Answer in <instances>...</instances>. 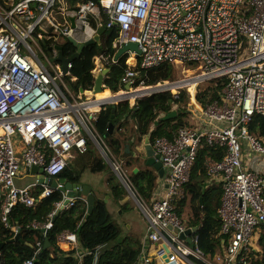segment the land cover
<instances>
[{"label":"built area","instance_id":"1","mask_svg":"<svg viewBox=\"0 0 264 264\" xmlns=\"http://www.w3.org/2000/svg\"><path fill=\"white\" fill-rule=\"evenodd\" d=\"M9 2V6L0 4V221L19 234L23 244L32 246V255L23 264H35L54 217L87 199L78 195V187L63 191L65 182L51 187L40 183L37 174L34 182L23 186L21 174L37 166L46 177L60 178L75 157L88 152L89 141L126 180L148 220L147 236L153 246L143 250L137 264H155L154 260L162 264H253V238L257 227L264 224V173L246 166L244 156L245 144L264 155V137L249 129L255 116H264V0H78L74 7L71 0ZM61 13L63 20L57 18ZM101 27L116 30L112 43L116 52L130 42L138 44L140 54L127 51L123 55L129 66L139 65L147 72L165 65L197 67L184 69L187 73L182 78L151 85L137 82V72L129 69L122 81L130 89L113 94L112 100L97 99L95 79L90 89L81 87L76 94L64 79L74 72L75 61L63 72L62 63L54 66L45 54L51 71L37 51L43 53L38 40L45 38L56 59V45H62L69 57L74 50L68 38L85 43ZM65 46L72 50L66 51ZM131 57L134 64L128 62ZM110 58L109 53L94 58L95 78L106 67H99V62ZM218 81L223 84L218 98L208 96L206 103L196 102L192 125L180 128L172 139L160 136L154 140L152 148L162 156L165 169L163 188L151 203L145 202L98 131L99 113L106 105L130 101L132 94L136 101L162 92L174 91L178 96L181 91L177 89L195 84L197 92L201 84ZM206 145L226 151L221 160L207 155L204 162L209 177L218 178L223 188L218 220L227 244L224 254L213 258L200 246L201 226L185 221L176 208L190 182L198 151ZM37 186L42 188L40 193ZM56 191L63 198L54 203L46 220L33 219L24 226L11 223V213L19 204L36 208ZM25 229L39 231L42 237L31 240L22 234ZM57 239L75 247L82 260L92 252L81 248L76 232H58ZM169 254L174 257L166 261L164 256Z\"/></svg>","mask_w":264,"mask_h":264},{"label":"trees","instance_id":"2","mask_svg":"<svg viewBox=\"0 0 264 264\" xmlns=\"http://www.w3.org/2000/svg\"><path fill=\"white\" fill-rule=\"evenodd\" d=\"M78 0H71L72 7ZM116 30L106 29L101 37V43H95L91 45L80 59L75 61L74 70L77 72V85L74 86V90L79 91L81 87L90 89L94 83L95 75L92 70L95 69L96 64L94 58L101 53H109L111 58L109 62L103 63L104 66L110 69V73L105 82L107 88L102 93L104 96L111 95L112 93L107 89H112L114 93H118L125 89V84L122 81L126 71L131 69L137 72V82L144 81L145 84H155L161 80H173L176 78V71L174 65H165L153 71H144L139 65L135 67L129 66L126 63L125 58L115 60L116 50L112 48V43L116 38ZM70 46L72 44L69 43ZM80 60V65L76 66ZM130 64H134L135 60L128 61ZM218 84L212 85L205 91H197L198 99L202 103H206L208 95L211 98H218V92L222 89V81H218ZM213 84V82H212ZM96 97H98L96 95ZM188 99V93L183 90L178 96L172 92H162L154 94L142 99H138L134 104L131 101H124L117 105L114 121L113 106L106 105L99 113V119L97 121V129L100 133H107L109 124L114 122V125L118 124L121 128L125 125L124 117L127 120V124L134 123L136 131L138 132L140 139L143 136L149 135L150 141L154 142L157 137L166 136L172 139L180 128L189 126L188 121L181 119L183 115L187 113V107L184 104ZM173 104H177V115L174 118L168 120H160L161 113H168L173 111ZM184 104V105H183ZM120 123V124H119ZM157 123V124H156ZM156 126L151 129V125ZM120 125V126H119ZM151 129V130H150ZM250 131L257 137H264V116L257 115L253 119L249 127ZM2 130L0 129V134ZM103 135V136H104ZM108 142L112 148L114 154H120L122 151V144L119 139H116L113 135L107 137ZM225 149L218 146H204L198 151L197 161L193 168L190 182L185 187L187 195L191 196V202L194 210V220L190 219V224L202 226L199 230L200 234V246L208 254H214L219 244H221L220 238L216 237L220 223L215 220L217 206L220 203V197L213 194L211 191H206L203 188L202 175L206 174L204 166L205 158L207 155L212 156L215 159L221 160L225 156ZM123 155H126L123 151ZM74 167H68L61 175V178H66L68 181H79L80 175L87 169L93 172L103 171L108 167L99 156L94 154L89 148L88 152L82 154ZM128 164V163H127ZM137 181H142L141 186H136L132 179L131 182L136 190L141 194L143 199L150 200L154 191L157 176L150 170H144L140 168V171L133 174ZM115 180V181H114ZM112 193L116 198H124L127 196L126 188L121 185L119 181L113 177L109 178ZM138 185V184H137ZM42 188L39 189V193ZM94 200V208L92 213L88 216V207L84 201L79 200L78 203L64 211H61L55 218L53 228L50 229L46 236V240L50 245L44 246L42 252L37 255L35 264H75L77 257L75 256L77 250L75 247L66 250L57 239L58 232L72 231L76 232L79 238V243L82 249L92 250L84 256L81 264H96V253L93 251L96 247L109 246L105 250H102V254L99 257L98 264H135L140 254L141 245L133 242L132 240H120L121 229L113 222L111 213L108 209L107 203L104 199H98L96 196ZM63 198V194L60 191H56L48 197L42 199L40 204L36 208L26 207L23 204H19L15 210L11 213V223L13 225H26L33 219L46 220L50 210L54 207V203ZM201 198L203 202L201 203ZM183 199V198H182ZM178 201V200H177ZM179 204V203H178ZM182 213V210H180ZM201 213H204V220H202ZM88 216V217H87ZM201 217V219H200ZM84 219V220H83ZM83 220V221H82ZM82 222L79 225V222ZM193 222V223H192ZM31 234H39V231L31 230ZM0 241L7 242L13 237V232L5 228L0 222ZM116 243V244H107ZM32 255V246L30 244H23L22 241H16L5 244V247L0 252V264H23L24 261Z\"/></svg>","mask_w":264,"mask_h":264},{"label":"crops","instance_id":"3","mask_svg":"<svg viewBox=\"0 0 264 264\" xmlns=\"http://www.w3.org/2000/svg\"><path fill=\"white\" fill-rule=\"evenodd\" d=\"M9 3H10L9 0H0V4L3 5V6H9ZM57 18L59 20L65 19V17L62 15V13ZM71 22H73V19H71ZM107 90H109L111 92L110 89H107ZM93 107H95V106H93ZM165 114L166 113H161L159 117H161V116H163ZM123 120H124V122L126 121L125 118ZM132 123H129V125L132 124ZM133 124H135V122ZM114 126H115L114 127V133L112 135L116 139H119V141H121L122 151H124L125 154H126V155H123V159H124L125 163H128L127 167L128 166L131 167L132 174L138 173L140 171V168H143L144 170H150L151 172H153L157 176L155 187H154V191H153V194H152L150 200L146 201L145 199H143V197L139 193L141 198L145 202L151 203L153 198L157 194L161 193V190L163 188V185H161V180H162L163 176H160V174L158 173V171L155 168L149 167V166H147L145 164L146 139L149 138V135L143 136L140 139V136H139L138 132L135 131L133 133L131 132L129 134V136H127V135H125L127 131H125V129H124L126 125H123V127L121 126V128L118 127V124L114 125ZM155 126H156V124H152L151 125V129H153ZM100 134L102 135L103 139L106 141V143L109 146L112 154L115 155L113 153V151H112V148H111V146H110V144L108 142L107 137H105V135L103 136L102 133H100ZM149 140H150V138H149ZM136 141L138 143H140L137 146L134 143ZM150 143H151V146H152L153 142L150 141ZM136 149H138L139 152L136 151ZM80 156L81 155H79V156L74 158L73 162L70 164L71 168L75 166V162ZM138 156H141V157L138 158ZM133 158L136 159L135 161L137 162V165L134 164L133 162H131V160ZM103 161L108 164V162L106 161L105 158H103ZM244 163H245L246 166H249L254 171H257V172H260V173H264V155L256 154L253 151H251L250 149H247L245 151ZM136 168H138L139 170L136 171ZM92 172L93 171H91L90 169H87V175H88L87 176L88 177L87 181L79 180V181H75L74 183L77 182V183H81V184H84V185L85 184L89 185L91 187V191L93 192L94 196H96L98 199H104V201L107 203L108 209H109V206H110L109 211L111 213L112 220L121 229V237L119 238L120 240H132L133 242H135L137 244V246H138V244L141 245L140 254H139L138 259H137V261L135 263V264H137V262L140 261L139 258H140V255L142 254L143 250L144 249H151L152 246H153V244H151V242H150V240L148 239V236H147L148 235V227H149L148 220L146 219V217L142 213V210H141L140 206L138 205V203L135 202L136 201L135 198H133L132 196H129L128 191H127V196H125L124 198H121V199L116 198L113 195V193H112L111 185H110V182H109L110 176H108V174H107V176L96 177V176L92 175ZM126 173H125L126 178L131 182V180H130L131 177H129V175L126 174ZM202 178L204 180L203 181L204 182L203 183V188L205 189V192L206 191H211L212 194H213V198H214L215 195L219 196L220 197V203H221V197H222V193H223V188H222V183L220 182V180L218 178L217 179H211L209 177V175L207 174V172H206V174L202 175ZM64 179L66 180V182H68V180L66 178H64ZM70 182H72V181H70ZM123 186H124V184H123ZM184 192H185V190H184ZM130 201L134 202L135 207H133L131 210L124 211L123 209L125 208L126 204L129 205ZM200 201L202 203L203 202V198H201ZM84 203L88 207L87 202H84ZM220 203L217 206L218 208L216 210L215 220H217V221H219L218 220V209H219ZM193 205L194 204L191 202V196L187 195L186 192L184 194L183 199L181 198V199H178V201H176L177 212L188 223H190V219L194 220V217H195L194 216ZM120 209H122L121 213H119ZM180 210H182V213H180ZM125 212H127V214H125ZM200 216H202V220H204V218H203L204 217V213H201ZM200 219H201V217H200ZM81 223L82 222L80 221L78 226H80ZM197 225L202 226V223L201 224H197ZM9 230L11 232H13V237L12 238H14L16 236V234L14 233V231L12 229H9ZM29 231H31V230L25 229L22 234H24V236L29 237L31 240L32 239L33 240L37 239L39 237H42V233L41 232H39L38 235L37 234H32V236H31ZM0 237L3 238L1 235H0ZM216 237L220 238L221 244H219V246L217 247V250H216V252L214 254H211V253L207 254L206 253L210 258H213L214 256L216 257L218 255L224 254V251H225V248H226L227 240L225 239L224 236H222L220 234V229H219ZM2 242L7 244L8 241L5 242V241L1 240L0 243H2ZM60 244H62V243H60ZM107 244H116V243H107ZM48 245H50V243ZM62 246H64L66 248V250H69L70 248L73 247V246H70V245L67 246V245H63V244H62ZM154 246L156 247L157 245H154ZM105 247H109V246H104V248ZM104 248L98 246V247H96L93 250L96 253V264L99 263V257L102 254V250H104ZM75 256L78 259V264H81V262L83 260L80 259L77 254ZM252 261H253V264H264V224H260L257 227L255 235H254V238H253ZM154 263L155 264H162L161 261H159V260H154Z\"/></svg>","mask_w":264,"mask_h":264},{"label":"water","instance_id":"4","mask_svg":"<svg viewBox=\"0 0 264 264\" xmlns=\"http://www.w3.org/2000/svg\"><path fill=\"white\" fill-rule=\"evenodd\" d=\"M105 31L104 27H101L99 29L98 34L94 37V39L89 40L85 43H77L73 38H68V42H70L72 44V46L75 48V51L69 56L66 57L64 55V47L62 45H56V48L59 50V54L57 57V60H60V62L62 63V71L63 72H67V65L69 62L71 61H76L78 59H80L82 57V55L85 53V51L87 50V48H89L91 45H94L95 43H101V37L103 32ZM51 48V47H50ZM127 51H136L137 53H141V50L139 49V46L137 43L134 42H130L128 44H125L124 46L120 47L116 54H115V60H119L120 58L123 57V55L127 52ZM110 73V69L105 67L102 69L101 72H99L95 78V86H94V94L101 92L105 89L106 86V78L108 77V74ZM130 85H126L125 86V90L130 89ZM113 106V115L112 117L114 118V121H116L117 119L115 118V112H116V107L117 104H112ZM177 115V112L175 110L166 113L165 115L160 117V120H168L170 118H174ZM157 124V123H156ZM114 122H111L109 124V128L107 133L105 134V137H108L109 135H112L114 133ZM145 164L149 167H153L155 168L158 173L160 174V176H163V174L165 173V169L163 167V161H162V156L160 154H156L154 149L151 146L150 140L149 138L146 139V149H145ZM141 156H138V158ZM139 169L136 168V171H138ZM29 172H31L32 174H37L39 176V181L40 183H45L51 187H56L58 185L59 182H65V186L62 189L63 191H65L66 189H70L73 187H78V195H82L85 196L87 199V204H88V216L92 213L93 208H94V194L91 191V187L89 185H84L81 183H74V182H66L65 179L63 178H49L46 177L44 174V170L43 168H39L37 166H33L30 170H28ZM116 172V171H115ZM118 175V177L120 178V180L122 181V184H124L125 188L127 189L129 196H132L133 198H135L132 193L129 185L127 184L126 180L121 177V175L119 173H116ZM69 197L73 196V193H69L68 194ZM68 202V199L65 201V203ZM60 213V212H59ZM87 216V217H88ZM186 234L190 235L191 231L188 230L186 232ZM186 234H183L182 237H185ZM16 241H22L21 237L19 234H16V236L14 238H11L10 240H8L7 243H11V242H16ZM188 241L191 242V238H188ZM6 243L2 242L0 243V251L3 249V247L5 246ZM49 244V241L46 240L45 242V246L47 247V245ZM174 257L173 254H169V256H164V259L166 261H168V259H172ZM75 264H78V260H76ZM174 264V263H171Z\"/></svg>","mask_w":264,"mask_h":264},{"label":"rangeland","instance_id":"5","mask_svg":"<svg viewBox=\"0 0 264 264\" xmlns=\"http://www.w3.org/2000/svg\"><path fill=\"white\" fill-rule=\"evenodd\" d=\"M3 29H6V26L4 25L3 26ZM29 41L33 44V42L29 39ZM38 42H39V44L41 45V47H42V49H43V53L42 52H40L38 49H37V51H38V53H39V55H40V57L43 59V61H44V63L46 64V66L51 70V71H53V69H52V67H51V65H50V63H49V61L47 60V59H45V54H46V56L48 57V59L54 64V66L56 65L57 66V64H59V62H60V60H57L56 59V57H55V55H54V53H53V50L50 48V44H48L46 41H45V38L44 39H42V40H38ZM58 42H59V40H58ZM35 48H36V46L35 45H33ZM68 48H70V47H67V46H65V50L67 51V49ZM71 50H72V48H70ZM73 50L75 51V48L73 47ZM23 52L24 53H28L27 52V50H25V49H23ZM72 53H73V51H72ZM134 57V56H133ZM130 59V58H129ZM129 59H128V61H129ZM131 60V59H130ZM80 60L78 61V63L76 64V66H78V64L80 65ZM99 67H103V63L100 61L99 62ZM197 67V65L196 64H185V67H184V69L185 70H189V71H193L194 70V68H196ZM184 69L181 67V66H177V67H175V71H176V78H182V77H184V74L185 73H187L186 71H184ZM100 72V71H99ZM77 78H78V75H77V72L74 70V72L72 73V75L71 76H65L64 77V79L66 80V82H67V84L71 87V88H73L74 86H76L77 85ZM76 79V80H75ZM213 84L212 83H210V82H208V83H203V84H201L200 86H198L197 87V91L198 92H200V91H205V90H207V89H209L211 86H212ZM107 86V85H106ZM190 88H191V90H190ZM110 89V88H109ZM74 90V89H73ZM111 91H112V89H110ZM183 90H186V92L188 93V99H187V101L186 102H184V104L186 105V107L188 108L187 109V113L185 114V115H183L182 117H181V119H185V120H187L188 121V125H192L194 122H193V117H192V111L197 107V105H196V102L197 103H201V101L198 99V96H197V92L195 91V84H193L192 85V87H185V88H183V89H180V90H176V91H183ZM191 91H192V93H191ZM75 92H76V94H78V91L77 90H75ZM113 92V91H112ZM100 94V96H104V94L103 93H101V92H99ZM175 92L173 91V94H174ZM112 94H117V93H112ZM97 95V94H96ZM208 96H210V95H208ZM91 98H94V96L92 95L91 96ZM136 99L137 98H135V97H132V98H130V101H131V104H134L135 102H136ZM183 104V105H184ZM173 109L174 110H176L177 109V104H173ZM125 118V117H124ZM126 119V118H125ZM125 131H127L126 132V134L125 135H127V136H129V134L132 132H135L136 131V127L134 126V124L132 123V124H127V120H126V122H125ZM124 132V131H123ZM102 134L104 135V133L102 132ZM135 144H136V146L137 145H139L140 143H138L137 141L136 142H134ZM244 144H245V142H244ZM134 145V144H133ZM89 148L92 150V152H94V154H96L97 156H99L102 160H103V154H102V152H101V150L99 149V147L95 144V143H93L92 141H89ZM245 148H246V150L247 149H249V146H248V144H245ZM136 151H138V149H136ZM139 152V151H138ZM115 156V158H116V160H118L120 163H121V165H122V169H123V171L126 173V174H128L129 175V177H131V179H132V181H133V183L136 185V186H141L142 184H143V182L142 181H137V179H136V177L132 174V172H131V167H127V163H125V161H124V159H123V151L120 153V154H115L114 155ZM123 159V160H122ZM79 159H77V161H78ZM136 159H132L131 160V162H133L134 164H136L137 165V162L135 161ZM76 161V162H77ZM106 161L108 162V164L111 166V164L109 163V161L106 159ZM107 164V165H108ZM108 165V167H106L105 168V170H103V171H97V172H92V175L93 176H96V177H102V176H107V174H108V176H110V177H113L114 179H116L117 181H119L120 183H121V185H123L122 184V182L120 181V179H119V177H118V175L114 172L115 170L113 169V167L111 166H109ZM113 169V170H112ZM141 169H143V168H141ZM90 173V172H89ZM22 175V177H21V179H19V181H20V183L23 185V186H26V185H28V184H30V183H32V182H34L35 180H36V177H35V175L34 174H31V173H22L21 174ZM88 175H87V170L86 171H84L83 173H82V175L80 176V180L81 181H87V179H88V177H87ZM115 181V180H114ZM138 184V185H137ZM35 188H37V189H40L41 187L40 186H37V187H35ZM135 201V200H134ZM135 202H137V201H135ZM129 206V207H128ZM133 207H135V204H134V202L133 201H130V203H129V205L128 204H126V206H125V208L123 209L124 211H128V210H131ZM109 209H110V206H109ZM121 211H122V209H120L119 210V213H121ZM125 214H127V212H125ZM120 215V214H119ZM107 247H105V249H106ZM104 249V250H105Z\"/></svg>","mask_w":264,"mask_h":264},{"label":"bare ground","instance_id":"6","mask_svg":"<svg viewBox=\"0 0 264 264\" xmlns=\"http://www.w3.org/2000/svg\"><path fill=\"white\" fill-rule=\"evenodd\" d=\"M130 59L134 61V58H133V57H131ZM186 72H187V71H186ZM190 73H191V72H188V74H190ZM190 90H191V88H190ZM103 91H105V89H104ZM103 91H101V93H102ZM96 94H97V96H99V97H97L98 100L105 99V98H107V99H109V100H112V99H113V95H112V94H111V95H106V96H100V95H99V94H100L99 92L96 93ZM134 95H135V94H132L131 97H134ZM93 106H95V105H93ZM93 106H92V107H93Z\"/></svg>","mask_w":264,"mask_h":264},{"label":"clouds","instance_id":"7","mask_svg":"<svg viewBox=\"0 0 264 264\" xmlns=\"http://www.w3.org/2000/svg\"><path fill=\"white\" fill-rule=\"evenodd\" d=\"M123 58V57H122ZM112 92V91H111ZM61 178V177H60Z\"/></svg>","mask_w":264,"mask_h":264}]
</instances>
